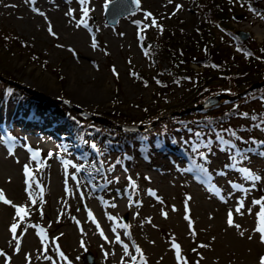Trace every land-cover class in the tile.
Returning a JSON list of instances; mask_svg holds the SVG:
<instances>
[{
    "label": "rangeland",
    "instance_id": "1",
    "mask_svg": "<svg viewBox=\"0 0 264 264\" xmlns=\"http://www.w3.org/2000/svg\"><path fill=\"white\" fill-rule=\"evenodd\" d=\"M7 1L15 4L0 2V81L11 86L0 82V189L28 214L21 219L0 203V264H28L26 257L31 264H85L87 253L92 264H134L132 256L181 264L174 244L185 264H260L255 201H264V91H244L264 78L247 71L235 84L215 80L229 99L190 111L212 94L194 73L180 78L171 66L205 24L236 69L245 60L240 47L264 45L262 16L248 12L231 22L235 34L248 33L241 39L212 22L213 0H140L115 26L104 18L110 0ZM190 67L184 70L203 71ZM72 106L100 120L83 119ZM150 117L140 130L109 124L141 126ZM249 172L261 179L253 182ZM107 197L117 206H106ZM240 201L242 214L235 211ZM230 210L239 230L227 224Z\"/></svg>",
    "mask_w": 264,
    "mask_h": 264
},
{
    "label": "trees",
    "instance_id": "2",
    "mask_svg": "<svg viewBox=\"0 0 264 264\" xmlns=\"http://www.w3.org/2000/svg\"><path fill=\"white\" fill-rule=\"evenodd\" d=\"M262 1L264 0H213L214 10H216L214 12L216 13H212L213 18L211 16V19L214 20L212 22L216 23L222 31L227 32L228 36L236 37L237 35L232 29L233 26L230 25L231 22L242 21L248 12L256 13L262 16L264 20V7H261ZM212 28L211 25L207 26L203 24L195 32L191 43L184 46L181 51L175 54L174 66H171L172 72H183L184 75L180 78H184L186 75L189 79L193 76L192 73H194V75L201 78L199 84L202 87L201 90L208 88L209 94H217L223 89L221 85H214L213 81L218 79H222L223 82H227L229 85L235 84V76L245 78L248 76L247 71H255L257 75L255 79L264 78V45H260L258 48L240 47L239 52L244 56L245 60L241 66L233 69L232 63L225 59L223 50L216 43L214 28ZM197 51H199V54ZM194 64L201 67L203 71H188L191 68L190 66ZM185 66L188 67V70H184ZM191 70L194 69L191 68ZM0 82L2 85L11 88L7 83ZM261 91H264V86L261 87ZM154 120L155 118L150 117V120L141 121V125L152 123ZM86 121L87 123L94 124L92 121ZM101 128L106 130V127L101 126ZM235 157H237V154Z\"/></svg>",
    "mask_w": 264,
    "mask_h": 264
},
{
    "label": "snow or ice",
    "instance_id": "3",
    "mask_svg": "<svg viewBox=\"0 0 264 264\" xmlns=\"http://www.w3.org/2000/svg\"><path fill=\"white\" fill-rule=\"evenodd\" d=\"M0 2H2V0H0ZM134 2H135L136 5L139 7V5H140V0H134ZM170 2H171V0H170ZM25 3H35V0H25ZM80 3H81V4H85V3H87V0H80ZM6 7H15V5H6ZM178 7H179V6H178ZM83 11H84V14L87 15V11H88V10L85 8ZM70 14H71V13H66V15H70ZM41 15H43V13H41ZM147 15H148V16H151V13H148ZM82 23H84V21H80V22H78L77 27H79L80 24H82ZM153 24H155V20H154V19H153ZM84 26L87 27L86 24H85ZM48 32H49L51 35H53V36L56 35V33L53 32V30H52V26H51L50 23H49V26H48ZM92 40H93V43H92L91 46H92L93 48H96L97 45H96L95 37H94V36L92 37ZM36 155H37V153H33V159H35ZM246 171H247V170H246ZM25 173H26V174L29 173V168H28L27 165H25ZM247 178H248V179H251L253 182H255V181L261 179L259 176L253 175V174L250 173V172L248 173ZM149 194H150V195H153V196L156 195L155 192H152L151 190H149ZM29 195H31L30 192H29ZM188 199H191V197H188ZM0 202H2V203H4V204H7V205H11L13 208H15V210H16V215H17V216H20L21 219H23V217L26 216V215L28 214V213H27V209H26L25 207L17 206V205H15V204H13V202H12L11 200H8V199L5 197V195H4L2 189H0ZM255 203L261 205V209H260V211H259V213H258V216H259V218H260V222H261V226L258 227V228L256 229V231L259 232V233L261 234V236H260V238H261V243H264V201H255ZM33 204H35V201H33ZM243 206H244V205H243V201H240V206L237 207V208L235 209V211H236L237 213H241V208H242ZM112 207H115V205H112ZM173 210H175V209H173ZM162 214H163L165 217H167V213H166V212H164V213H162ZM241 214H242V213H241ZM89 215L91 216V213H89ZM109 218H110V219H113V220L115 219V217H109ZM185 219H189V220H190V217L186 215V216H185ZM93 222L96 223V224H97V228H99V223L95 221V218H94V217H93ZM77 223H79V221H77ZM227 224H228L229 227H235L237 230H239L240 227H241L239 224L234 223L233 212H232L231 210L229 211L228 216H227ZM17 227H18V225H17L16 223H13V224L11 225V228H10V231H11V233H12V235H13V239H14V240L17 239V237H16ZM123 227L127 228L128 225H123ZM81 231L83 232V229H82V228H81ZM113 231H115V228L113 229ZM100 235H101L102 237H104L105 240L108 239V237L104 235L103 230L100 231ZM240 235L243 236V235H244V232L241 231V232H240ZM249 238H251V237H249ZM115 242H116V243H120V244H122L125 254H127V255H129V256H132V254L128 251V245H127V244H123V242H122L121 239H120L119 234L116 235V237H115ZM81 246H82V247L84 246L83 241H81ZM174 247H175V249H176L177 260L181 261V264H185V262L182 260V258H181V256H180V246H179L178 244H174ZM201 247H206V245H201ZM57 250H58V246H57ZM15 251H16L17 253L20 251V243H19V242H17L16 245H15ZM44 251L47 252V249L45 248ZM136 252H139V253L141 254V256H143L142 250H141L138 246L136 247ZM108 254H109L108 252H105V253H104L105 256H107ZM59 255H60L61 258L67 260V257H65V255H64L63 252H59ZM0 256H5V253H4L3 251H0ZM47 258L50 259V257H47ZM10 259H11V258L8 257L9 262H10ZM26 259L28 260V264H31L30 258H27V257H26ZM132 260H133V262H134V264H135L136 257L132 256ZM69 264H70V262H69ZM144 264H147V262L144 261ZM197 264H199L198 261H197ZM260 264H264V257H261V258H260Z\"/></svg>",
    "mask_w": 264,
    "mask_h": 264
},
{
    "label": "water",
    "instance_id": "4",
    "mask_svg": "<svg viewBox=\"0 0 264 264\" xmlns=\"http://www.w3.org/2000/svg\"><path fill=\"white\" fill-rule=\"evenodd\" d=\"M138 6L134 2V0H110L107 2L105 11H104V18L106 20V23L110 26H115L118 21L122 18L125 17L131 13H133L135 10H137ZM236 35H238L239 38L241 39H246L248 36V33H245L241 30L236 32ZM13 85H16L19 89L24 90L28 94L32 95H38V92L30 89L28 87H24L23 85H20L16 82L12 83ZM264 86V80L262 82H255L250 85L248 89H246L244 92H248L249 90H252L254 88ZM223 98H228L226 94L223 93H217V94H212L206 97V99L201 102L197 103L195 107L192 109H189L190 111L193 109H201V108H206V107H211L215 104H217L221 99ZM83 118H91L92 120H100L99 118H96L94 115H91L89 113H85L81 108L72 106ZM188 110V109H187ZM189 112V111H188ZM110 125H113L110 123ZM115 127L123 130H140L143 129L144 126H130V125H124V124H114ZM1 203V202H0ZM85 264H92L93 263V255L91 253H87L85 255Z\"/></svg>",
    "mask_w": 264,
    "mask_h": 264
},
{
    "label": "bare ground",
    "instance_id": "5",
    "mask_svg": "<svg viewBox=\"0 0 264 264\" xmlns=\"http://www.w3.org/2000/svg\"><path fill=\"white\" fill-rule=\"evenodd\" d=\"M63 1V0H62ZM2 2H5V3H9V4H15V3H13V2H9V1H7V0H2ZM64 2H65V0H64ZM26 6V5H25ZM35 113L37 114V115H39L40 116V119H42L43 120V122L44 123H46L47 124V121H49L50 119L48 118V116H46L45 115V113H44V109L43 108H38L37 107V109L35 110ZM25 116H28V114H25ZM46 116V117H45ZM51 125V124H50ZM53 126V129L55 130V126H54V124L52 125ZM99 197H101L100 195H99ZM116 197L117 198H124V197H127V195L124 193V194H121V195H116ZM104 203H105V205L106 206H111L112 207V205H115V206H117V202L116 201H114V200H112L111 199V197H107L106 198V200L104 201ZM135 205H139L140 204V202L139 201H137V202H133ZM91 211H90V208H87V213H90ZM144 262V259L143 258H140V259H137L136 260V262H135V264H142Z\"/></svg>",
    "mask_w": 264,
    "mask_h": 264
}]
</instances>
